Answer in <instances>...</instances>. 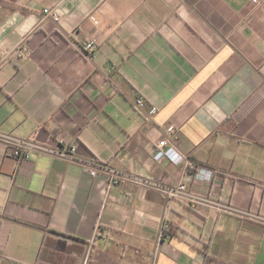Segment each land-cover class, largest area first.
Wrapping results in <instances>:
<instances>
[{"label":"crops","instance_id":"crops-1","mask_svg":"<svg viewBox=\"0 0 264 264\" xmlns=\"http://www.w3.org/2000/svg\"><path fill=\"white\" fill-rule=\"evenodd\" d=\"M1 52L0 264H264V1L0 0Z\"/></svg>","mask_w":264,"mask_h":264},{"label":"built area","instance_id":"built-area-1","mask_svg":"<svg viewBox=\"0 0 264 264\" xmlns=\"http://www.w3.org/2000/svg\"><path fill=\"white\" fill-rule=\"evenodd\" d=\"M258 3L263 2L264 0H255ZM44 14L52 16L55 21H60V13L56 8H45ZM97 49V43L95 40H86L84 43V50L90 56L93 55ZM4 54L0 53V62L4 58ZM144 102L142 97L136 100V104L141 106ZM177 132L173 130L171 132L172 138H177ZM60 144L56 147H51L47 145H40L36 142H32L27 139H20L9 137L7 139L8 149L7 155L17 158L18 160L26 158L29 156V153L33 149L42 150L44 152L50 153L53 156L65 158L73 162H79L84 166V169L88 171L91 175H97L100 172L99 167L93 165L90 161L85 160L77 154V146L75 144H67L63 139H60ZM178 155V150L171 145L170 140H162L155 151V158L161 160L163 158L173 159ZM190 166L196 170V176L202 180H212L215 175V171L208 167L197 166L196 164L190 162ZM187 187L184 182H180L177 188H170L168 193H177V192H186ZM165 233V230H164Z\"/></svg>","mask_w":264,"mask_h":264}]
</instances>
